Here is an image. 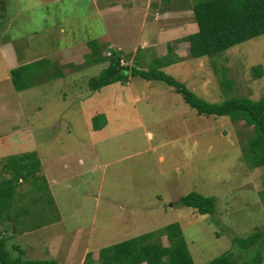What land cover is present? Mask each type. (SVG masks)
Wrapping results in <instances>:
<instances>
[{"label": "rangeland", "instance_id": "rangeland-1", "mask_svg": "<svg viewBox=\"0 0 264 264\" xmlns=\"http://www.w3.org/2000/svg\"><path fill=\"white\" fill-rule=\"evenodd\" d=\"M145 1L99 0L98 8L127 9L116 13V34L144 26L148 41L158 28L141 10L133 16ZM167 1L153 0L158 20L168 11L171 26H182L193 22L195 3L203 0ZM104 21L92 0H0V181L12 178L6 169L12 158L25 164L19 158L36 153L42 166L38 180L24 172L13 208L0 214V232L11 229L10 250L20 246L25 259L59 264H84L91 254L98 264L101 250L179 223L196 264L237 253L235 237L264 234V166L250 168L244 157L253 126L199 115L164 81L131 77L92 91L90 80L109 66L108 60L89 66L95 52L88 43L108 45ZM182 27L165 39L175 50L180 34L199 30ZM164 46L155 56L152 47L139 51L135 66L160 67ZM187 48L181 44L183 57L173 52V65L160 70L211 103L264 99V35L211 58H193ZM121 52V64L134 66L132 55ZM25 65L35 86L18 91L11 70ZM23 77L21 83L28 82ZM98 115L108 125L96 131ZM191 192L215 198L216 213L201 215L181 204ZM161 241L169 245L166 236ZM258 243L264 255V235Z\"/></svg>", "mask_w": 264, "mask_h": 264}, {"label": "trees", "instance_id": "trees-1", "mask_svg": "<svg viewBox=\"0 0 264 264\" xmlns=\"http://www.w3.org/2000/svg\"><path fill=\"white\" fill-rule=\"evenodd\" d=\"M193 13L194 22L197 23L199 30L182 40L190 44L189 53L196 59L216 57L237 45L264 35V0H203L195 3ZM88 45L95 52V58L89 66L109 61L108 68L100 76L90 80L89 87L92 91H100L104 87L118 82L127 83L131 77L164 81L174 87L176 92L181 94L184 100L198 111L199 115L207 117L228 116L233 122L243 120L247 126H253L254 134L249 138L248 146L244 147V157L250 168L256 169L264 166V99L255 101L251 98L230 96L222 103H211L199 97L174 77L160 70V67L172 65L175 61L170 57L175 49L172 44H168L167 55L159 60L158 66L160 67L149 71L137 68L136 64L124 67L121 64L124 54L120 51L111 50L98 41L89 42ZM105 49L109 50L106 56L102 53ZM30 65L19 66L11 70V77L18 91H24L35 86V82L30 83L26 78L27 75L24 71L25 69L28 70ZM262 72V66L255 68L256 75L261 76ZM23 75L25 81L28 82L21 83ZM102 117L103 115H98L92 119L96 131L102 130L108 125L106 117ZM19 159H23L27 163L22 164L12 158L11 162L14 161L15 164L9 163L6 166V169L12 173V178L0 181V214L4 213L7 206L13 208L16 187L22 180L25 171L34 176L33 179L38 180L42 177L38 174L42 166L41 162L36 160L38 159L36 153L26 154ZM29 161L34 162L29 163ZM180 203L194 209L201 215H214L216 213L215 198L206 197L198 192H191L182 197ZM9 220L13 221L14 228L17 229L16 219L11 216ZM10 231V226H6L4 231L0 232L1 264H59L56 260L25 259V251L20 246H14L10 250L7 235H10ZM263 235V232H255L247 238L235 237L234 242L238 247L237 253L224 254L206 264H263V246L258 243ZM163 236L167 237L169 245L162 243L161 238ZM14 252H17V257L12 255ZM240 252H244L245 257ZM84 264H93L91 254L86 256ZM98 264L196 263L181 225L174 223L166 226L164 230L150 232L101 250Z\"/></svg>", "mask_w": 264, "mask_h": 264}, {"label": "crops", "instance_id": "crops-1", "mask_svg": "<svg viewBox=\"0 0 264 264\" xmlns=\"http://www.w3.org/2000/svg\"><path fill=\"white\" fill-rule=\"evenodd\" d=\"M98 2H99V0H92L93 6H95L100 13L104 14V20L106 21V23H105V21H104V23H105L106 29L108 27L107 39H105L104 41H106L108 43L107 46L109 47V49H111V50L113 49L115 51H120V52L121 51H127L129 53V55H127V56H129V57H130V55H132V59L130 61L133 65L136 62V60H140L139 58H136L137 57L136 54L139 51H142L143 49H145V51H147L150 47H152L153 51H149V52L153 53L154 56L158 55V53H155L156 48L162 44H163V46H164V44L167 45L168 43H167V41L165 42V39H167V38H169V36L173 35L174 32H178L177 31L178 29H176V28L185 26L186 30L187 29H196L197 23H195L194 20L192 22L191 19H189V18L186 19L185 23H180L182 26H180V25L171 26V25H173V23H172L173 20H171L173 18V15H169L168 11H165L164 12L165 14L161 15L162 20H158V18L160 19V17H158L159 16L158 15L159 10L158 9L154 10V8L152 7L153 0H146L144 3H142V5H138L136 7V10L134 9L135 12H134L133 16H135L136 18L138 16H140L137 14V13H139L137 11L141 10L143 13L142 16L145 19V21L147 22V24L149 22L151 25L153 24L154 27L158 28V32H156L155 37L152 38V34H150L151 37L148 38V41L145 40V38H143V36H144L143 33H144L146 28H144L143 25H142L143 26L142 30H140L139 33L134 32V31L131 33V32H129L128 29H125L123 31L120 29L119 34L123 33L122 35H125V37H119L118 34H116V29H115V21L117 19L116 13L119 11L125 12V11H127V9H121L118 6L109 5L105 9L99 10ZM170 2H172V1L171 0L167 1V3H170ZM153 12H154V15H153ZM108 16H110V19H107ZM154 16H156L155 20L153 19ZM150 17H152V18H150ZM139 19H141V18H139ZM138 21L139 20H136L135 25L139 24ZM146 22H143V23H146ZM132 25L135 26L133 23H132ZM197 27H198V25H197ZM148 29H150V27ZM138 30L139 29L137 28L136 31H138ZM133 34L136 35V38H135L134 42L129 43V40H131V37L133 36ZM180 35L181 36L178 37L176 41H180V40L184 39L185 37L189 36L190 34H188L186 36H182V34H180ZM124 40H127V41L125 42ZM160 41H162V44H160ZM168 42L172 43V40H169ZM181 44H187L188 45L187 51H189L190 44L187 42H184L182 40L178 44L177 49L176 50L174 49L175 50L174 53H176V52L179 53L180 57L182 58L183 56L179 52V46ZM164 48L166 49L165 46H164ZM166 53H168V45H167V49H166L165 54ZM177 58H179V57H177ZM172 65H170V66H172ZM170 66H167V67H170Z\"/></svg>", "mask_w": 264, "mask_h": 264}]
</instances>
